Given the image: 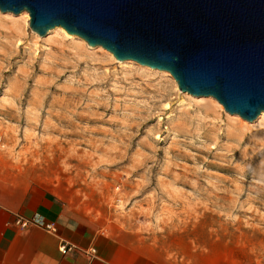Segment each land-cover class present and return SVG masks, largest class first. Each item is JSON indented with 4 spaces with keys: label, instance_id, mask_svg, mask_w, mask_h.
Returning a JSON list of instances; mask_svg holds the SVG:
<instances>
[{
    "label": "rangeland",
    "instance_id": "1",
    "mask_svg": "<svg viewBox=\"0 0 264 264\" xmlns=\"http://www.w3.org/2000/svg\"><path fill=\"white\" fill-rule=\"evenodd\" d=\"M21 14L0 11V178L173 264H264V123Z\"/></svg>",
    "mask_w": 264,
    "mask_h": 264
},
{
    "label": "water",
    "instance_id": "2",
    "mask_svg": "<svg viewBox=\"0 0 264 264\" xmlns=\"http://www.w3.org/2000/svg\"><path fill=\"white\" fill-rule=\"evenodd\" d=\"M45 37L62 27L118 61L169 73L248 122L264 112V0H0Z\"/></svg>",
    "mask_w": 264,
    "mask_h": 264
},
{
    "label": "crops",
    "instance_id": "3",
    "mask_svg": "<svg viewBox=\"0 0 264 264\" xmlns=\"http://www.w3.org/2000/svg\"><path fill=\"white\" fill-rule=\"evenodd\" d=\"M18 218L35 223L23 228ZM64 245L73 250L63 253ZM0 264L173 263L106 230L43 184L0 178Z\"/></svg>",
    "mask_w": 264,
    "mask_h": 264
},
{
    "label": "bare ground",
    "instance_id": "4",
    "mask_svg": "<svg viewBox=\"0 0 264 264\" xmlns=\"http://www.w3.org/2000/svg\"><path fill=\"white\" fill-rule=\"evenodd\" d=\"M21 16H23V17H21V19H22V21L23 22H25V23H28L29 24V22H30V20H31V18H30V15L28 14V12H24L23 14H21ZM52 33H54L55 35H58V36H60V35H63L64 37H71L72 38V40L73 39H76V38H79V37H75L74 35H71V34H69L64 28H62V27H56V28H54V29H52L48 34H52ZM83 40V39H82ZM75 41V40H74ZM84 41V40H83ZM88 44V43H87ZM103 49V48H102ZM111 54V56H113V54L112 53H110ZM147 67V66H146ZM147 68H149V69H152V68H150V67H147ZM164 73H166V74H168L167 72H163V74ZM169 75V74H168ZM174 80V79H173ZM200 98H202V97H200ZM204 98V97H203ZM206 98H210V99H213L212 97H206ZM205 100H207V99H202V101H205ZM215 100V99H214ZM213 100V101H214ZM214 103V102H213ZM236 119V118H235ZM255 121H258L259 123H264V112H261L258 116H257V118L255 119ZM243 122V121H242ZM245 123V122H244ZM247 125V124H246Z\"/></svg>",
    "mask_w": 264,
    "mask_h": 264
},
{
    "label": "built area",
    "instance_id": "5",
    "mask_svg": "<svg viewBox=\"0 0 264 264\" xmlns=\"http://www.w3.org/2000/svg\"><path fill=\"white\" fill-rule=\"evenodd\" d=\"M16 223L18 225H20L21 227L26 228V227H28L29 225H31V224H33L35 222L34 221H29V220H24L22 218H18ZM47 229L50 230V231H55L54 225H48ZM72 250H73V246L67 247L66 245H64L62 247V252L63 253L70 252ZM93 253H96V251L94 250Z\"/></svg>",
    "mask_w": 264,
    "mask_h": 264
}]
</instances>
